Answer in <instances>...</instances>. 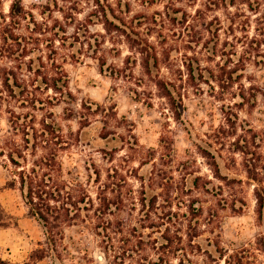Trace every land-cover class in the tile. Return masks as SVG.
<instances>
[{
  "label": "rangeland",
  "instance_id": "rangeland-1",
  "mask_svg": "<svg viewBox=\"0 0 264 264\" xmlns=\"http://www.w3.org/2000/svg\"><path fill=\"white\" fill-rule=\"evenodd\" d=\"M13 1L38 24L34 34L23 20L17 33L33 38L28 48L44 57V74L65 72L67 87L55 92L23 71L39 101L24 106L18 95L0 105V142L21 139L15 126L54 127L67 143L60 151L66 177L88 189L94 208L106 198L112 213L73 221L60 255L33 261V251L47 247L45 230L20 190L6 187L0 158V205L12 222L0 227V260L111 264L114 252L105 246H120L137 228L150 246L128 251L125 264H177L174 249L151 247L177 230L184 242L198 231L194 242L213 256L224 248L239 252L242 264H264V209L262 219L257 211L264 196V0H0L7 22ZM148 54L152 65L154 55L159 59L153 77L142 66ZM3 65L16 63L0 59ZM232 132L249 141L255 176ZM98 226L111 228V243L85 230Z\"/></svg>",
  "mask_w": 264,
  "mask_h": 264
},
{
  "label": "trees",
  "instance_id": "trees-1",
  "mask_svg": "<svg viewBox=\"0 0 264 264\" xmlns=\"http://www.w3.org/2000/svg\"><path fill=\"white\" fill-rule=\"evenodd\" d=\"M17 1H13L11 5L10 21L7 22V16L0 11V59H11L16 63L14 66H0V105L10 103L12 97L22 96L21 103L27 106L31 101L32 105L37 107L39 101L34 92L30 90L26 81L22 79L23 71H30L38 76H42V82L46 87L55 92H62L67 87V76L62 70L55 74H44L42 68L46 66L44 57L36 49L28 48V43L33 38L23 37L17 33V28L22 21L28 22L31 33L36 34L37 22L32 13L25 11L23 6ZM18 7V8H17ZM120 29V28H119ZM30 40V41H29ZM135 47V46H134ZM138 52L144 54L145 51L138 48ZM152 55H145L142 66L146 74L153 77V67L156 68L158 74V57L154 55V64H151ZM39 60V64H35ZM54 65L55 62H53ZM120 71V70H119ZM232 71H230L231 73ZM229 79L233 83L232 73ZM158 86L161 85L159 80H156ZM36 87H33L35 89ZM166 97H171V92L167 91ZM264 94V93H263ZM12 128V110L9 118ZM236 124L233 122V127ZM15 132H21V139L12 138V135L0 142V158L4 160V168L7 170L6 187L16 188L20 190L23 200L25 201L29 214L35 217L44 227L46 234V248H39L33 251L31 259L40 261L50 253L60 255L59 243L65 240V232L67 226H72L73 221L78 219L84 220L91 216V213L103 217L112 213L108 207V200H103L99 197L101 205L94 208V201L91 198L88 189L80 184L78 187L73 186V179L66 176L71 172L65 169L64 162L61 159L60 151L66 147L64 136L56 133V129L49 124L43 123L41 129L35 128L33 124H23V129L14 127ZM231 135L235 137L234 145L236 150L241 151L249 157L248 151L249 141L247 138L241 139L236 132ZM39 149L41 152L39 153ZM252 157L246 158L245 167L248 176L251 174L250 165ZM13 168V169H12ZM255 179V178H253ZM258 216L263 218L264 196L258 198ZM5 216V217H4ZM5 215V210L0 205V227H8L11 225V218ZM196 217H199L197 215ZM196 219V218H195ZM198 219V218H197ZM193 221V220H192ZM198 222V220H196ZM191 225V223H190ZM191 227V226H190ZM86 232L91 235L102 236L105 242L111 243L109 238H112L110 227L89 228L85 227ZM121 233V232H120ZM200 234L198 231L187 232V242H184L183 234L177 230L175 234L168 235L165 232L161 235L160 245L156 250H162L164 254L176 253L177 264H197L189 257V253L205 254L207 259L212 262L224 260V264H242L243 257L240 253L228 254L224 248H216L218 255H214L212 250L207 248L203 250L200 243L194 242ZM148 237L144 233V229H133L125 238H122L120 246L116 247L112 243L105 246L108 251L114 252L111 264H125V259L129 256V252H138L139 250L147 249L150 245L145 242ZM108 238V240H106ZM210 246V244H209ZM190 248V250H189ZM190 251V252H189ZM105 257V256H104ZM106 259H109L106 257ZM163 259V258H161ZM0 263L5 264L0 260ZM140 264H159L157 260L145 258L139 260ZM168 263V261H167ZM202 264V263H199Z\"/></svg>",
  "mask_w": 264,
  "mask_h": 264
},
{
  "label": "water",
  "instance_id": "water-1",
  "mask_svg": "<svg viewBox=\"0 0 264 264\" xmlns=\"http://www.w3.org/2000/svg\"><path fill=\"white\" fill-rule=\"evenodd\" d=\"M98 258L100 259V260H103V256L102 255H98Z\"/></svg>",
  "mask_w": 264,
  "mask_h": 264
}]
</instances>
